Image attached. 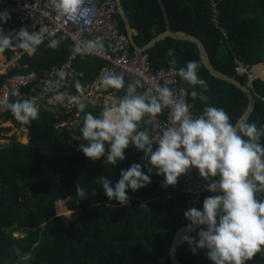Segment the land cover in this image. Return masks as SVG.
Listing matches in <instances>:
<instances>
[{
	"label": "trees",
	"instance_id": "16d2710c",
	"mask_svg": "<svg viewBox=\"0 0 264 264\" xmlns=\"http://www.w3.org/2000/svg\"><path fill=\"white\" fill-rule=\"evenodd\" d=\"M161 1L170 29L202 42L214 70L244 84L245 78L234 74V59L248 65L262 62L264 66V0H213L226 37L209 23V0ZM120 2L135 32L133 40L137 47L142 48L164 31L156 0ZM116 19L118 30L124 33L118 15ZM54 40L58 41L55 48L47 42L36 49L34 62L25 59L28 70H47L65 60L67 44ZM169 49L177 55L178 70L187 61L197 62V75L207 84L204 90L178 78L186 89L187 102L194 104L196 116L202 113L205 103L189 95L194 87L207 97V105L222 108L235 124L247 106L246 97L230 84L210 77L193 44L168 38L157 42L146 51L151 69L166 67L165 55ZM73 64L87 76L90 72L94 76L101 66L97 60L92 64L87 61ZM84 79L87 80L85 76ZM128 84L124 80V88L116 90L119 97L125 94ZM253 90L264 96V81H254ZM33 92H38L37 86L12 93L7 111L0 115L5 121L28 130L27 144H20L14 138L0 139V264H170L168 249L172 236L178 228L187 225L183 213L191 208L180 186V177L174 187H164L163 176H156L153 170L149 185L127 193V205L109 201L100 185L94 183L96 179L106 177L114 185L121 169L133 163H140L143 171L146 163L143 153L129 145L124 152L126 159L118 161L116 166L102 160L89 161L78 150V145L85 142L75 138L84 115L78 109L76 129L55 128L54 117L40 107H37V119L28 124L14 118L8 105L21 101L19 94ZM101 111L100 106L85 105V112L94 116ZM246 123H255L258 129L264 126L263 103L255 100ZM139 128H147L150 134L148 122L142 120ZM259 142L264 144V136ZM76 187L83 188L86 195L76 196ZM210 195L204 194L196 208L202 209L203 200ZM262 197L263 192L257 194V199ZM63 201L69 216L56 214L55 203ZM198 231L191 236L196 238ZM175 256L181 264H212L205 250L193 255L186 243L177 247ZM246 264H264V259L257 254Z\"/></svg>",
	"mask_w": 264,
	"mask_h": 264
},
{
	"label": "clouds",
	"instance_id": "9594fccd",
	"mask_svg": "<svg viewBox=\"0 0 264 264\" xmlns=\"http://www.w3.org/2000/svg\"><path fill=\"white\" fill-rule=\"evenodd\" d=\"M52 3L59 16H84L88 11L82 7L83 0H52ZM10 18L6 11L0 12V25ZM44 31L41 28L40 32ZM41 40L40 34H30L24 28L7 35L0 28V52L6 49L33 52ZM57 43L51 40L48 46L55 48ZM197 71V62L187 61L178 70V76L191 86L207 90ZM137 84L129 83L119 102L105 106L98 116L85 112L83 103L77 104L84 115L75 138L85 142L78 145V150L89 161L102 160L116 166L126 159L124 152L129 145L142 152L146 161L143 171L140 163L121 169L114 185L106 177H98L94 183L100 185L109 201L124 206L129 202L128 192L151 183L153 170L156 176H163L164 187H174L180 176L194 168L208 181L206 190L212 195L203 200L202 209L189 208L183 213L188 222L186 231L193 228L199 231L196 238L184 235L182 241L193 255L205 250L212 264H246L257 254L264 259V199H257V194L264 192V144L259 142L264 136V126L258 129L255 123H231L228 114L222 108L207 105V97L195 87L189 95L193 99L199 97L205 106L194 117L189 105L175 99L169 87L159 88L154 95L151 89L138 94ZM76 87L80 89L78 83ZM101 87L120 90L124 88V78L109 72L101 77ZM56 99L61 100L62 94H57ZM165 106H171V126L154 140L147 128H139V122L145 116H156ZM8 108L24 124L38 117V109L31 100L14 101ZM75 195L84 197L86 193L76 187Z\"/></svg>",
	"mask_w": 264,
	"mask_h": 264
},
{
	"label": "built area",
	"instance_id": "2783aa9c",
	"mask_svg": "<svg viewBox=\"0 0 264 264\" xmlns=\"http://www.w3.org/2000/svg\"><path fill=\"white\" fill-rule=\"evenodd\" d=\"M210 5L213 9L211 21L217 27L214 4L210 2ZM82 7L88 10L84 16L69 17L59 16L52 0H4L0 4V12L6 11L11 17L0 25L5 35L24 28L30 34L42 36L41 43L35 46L33 52L7 49L0 54V114L7 108L12 93L37 86V93L22 94V99L31 100L34 106L55 108L61 116L62 125L74 127L78 117L77 104L104 108L119 102L115 90L101 87V77L111 72L122 75L128 83L138 82L136 90L141 94L151 89L154 95L159 88L169 87L173 90L174 98L188 104L190 114L196 116L192 105L187 103L186 89L179 83L177 62L172 53H168L164 69H151L148 54L129 50L127 36L118 30L114 0H83ZM41 28L46 31L41 33ZM54 39L67 44L65 60L47 70H27L24 58L31 57L38 47ZM87 42H90V46H86ZM78 58L101 62L90 81H85L83 74L73 67L72 62ZM234 64V72L245 78L246 87L252 91V84L257 78L256 69L237 61ZM77 83L80 85L79 90ZM57 94H62L59 101L56 99ZM254 99L264 104V96L257 94ZM170 110L171 106H165L160 115L145 116L143 119L150 124V137L154 140L164 128L171 126ZM3 123L0 117V139ZM207 184L208 181L201 178L194 168L180 176V186L188 196L189 207L196 208L202 196L210 193L206 190Z\"/></svg>",
	"mask_w": 264,
	"mask_h": 264
},
{
	"label": "water",
	"instance_id": "95a60500",
	"mask_svg": "<svg viewBox=\"0 0 264 264\" xmlns=\"http://www.w3.org/2000/svg\"><path fill=\"white\" fill-rule=\"evenodd\" d=\"M114 2L116 5V11L118 13V16H119V18H120V20L124 26L125 34L128 37L129 44L135 51H137V52L147 51L151 47H153L155 45V43L159 42L160 40H163L164 38H170V39L175 40V41H186V42H190L193 45H195L197 52H198L200 62L202 64L203 68L207 71L208 75L214 79H217L219 81H223L227 84H230L231 86H233L234 88L239 90L246 97L247 106H246L244 112L242 113L241 117L239 118V120L236 122V124L241 123V122H246V120L249 118V116H250V114L254 108V98H253L252 94L250 93V91L247 89V87H245L244 84H241L239 81L235 80L233 77L226 76V75H223V74L215 71L212 68V66L210 65L209 58H208L207 52L205 51L204 46L196 37H194L190 34L183 33V32H173L170 30V27L168 24L167 14H166L165 8H164L161 0H156V2L159 6V9H160L162 17H163L164 31L162 33H160L158 36H156L155 38H153L152 40H150L143 48L136 47V45L133 42L132 34H134V31L130 28L129 22H128V20L125 16V13L123 11V8L121 6L120 0H114ZM46 112H50L52 115H55V113H57V110L55 108H47ZM198 229L199 228H193L189 232V231H186V225H184V226H182L176 230V232L172 236L170 246L168 249V259H169L170 264H181L180 262H178V260L176 259V256H175V251H176L177 247L184 244L181 237L184 235L191 236Z\"/></svg>",
	"mask_w": 264,
	"mask_h": 264
},
{
	"label": "crops",
	"instance_id": "0c3cea01",
	"mask_svg": "<svg viewBox=\"0 0 264 264\" xmlns=\"http://www.w3.org/2000/svg\"><path fill=\"white\" fill-rule=\"evenodd\" d=\"M210 2H212L213 4H214V9H215V14H217V21H218V26L217 27H215V26H213V24H212V21H211V16H212V13H213V9L211 8V5H210ZM209 10H210V18H209V23H210V25L214 28V29H216V30H218L222 35H223V37H226V33H225V31H224V29L220 26V24H219V15H220V13H219V11H218V9H217V3L216 2H213V0H210L209 1ZM117 15H118V13H116V17H117ZM119 17V16H118ZM164 22V21H163ZM169 24V23H168ZM124 27V26H123ZM131 28V27H130ZM171 30V29H170ZM222 30V31H221ZM172 31V30H171ZM174 32V31H173ZM184 33V32H183ZM123 34H125V31H124V33ZM126 35V34H125ZM134 35H135V32H134V34H132V38H134ZM159 35V34H158ZM157 35V36H158ZM127 36V35H126ZM156 37V36H155ZM154 37V38H155ZM128 38V37H127ZM164 39H166V38H164ZM168 39H170V38H168ZM172 40V39H171ZM161 41V40H160ZM175 41V40H174ZM128 42H129V40H128ZM133 42H134V40H133ZM182 42H186V41H182ZM188 43H190V42H188ZM202 43V42H201ZM135 44V43H134ZM156 44V43H155ZM190 44H192V43H190ZM203 45V44H202ZM195 46V45H194ZM204 46V45H203ZM137 47V46H136ZM144 47V46H143ZM142 47V48H143ZM196 47V46H195ZM139 48V47H138ZM152 48V47H151ZM134 50L131 46H130V44H129V50ZM7 51V50H6ZM6 51H4V52H0V54H3V53H5ZM196 51H197V49H196ZM146 52V51H145ZM168 53H172L174 56H175V58H176V62H177V55L175 54V52L173 51V50H171V49H169V50H167L166 51V62H167V59H168V57H167V55H168ZM33 55H34V53H33ZM33 55L31 56V57H25L24 58V60H23V63L24 64H26V68H27V70H28V66H29V64L27 63V62H25V59H31L32 60V58H33ZM79 62V61H87V62H89L90 64H92L93 62H94V60H90V59H84V58H78V59H75L73 62H72V65H74L73 63L74 62ZM234 61H237L238 63H241V64H244V63H242V62H240V61H238V60H236V59H234L233 60V71H234V68H235V64H234ZM31 62H34V60H32ZM211 65V64H210ZM245 65H248V64H245ZM249 66H251V67H254L255 69H256V73H257V78L255 79V81L256 80H259V81H264V66H263V63L262 62H260V63H258V64H255V65H249ZM76 69V68H75ZM77 70V69H76ZM78 72H80V73H82L83 74V76H85V78L87 79V78H90L91 76H92V73L90 72V75L89 76H87L86 75V73L84 72V71H82V70H77ZM216 71V70H215ZM218 72V71H217ZM220 73V72H219ZM234 74H235V76L237 77L238 75L234 72ZM95 75V74H94ZM224 75V74H223ZM227 76V75H226ZM238 77H241V76H238ZM92 78H93V76H92ZM92 78H90V79H87V80H91ZM234 79H235V77H233ZM85 80V79H84ZM87 80H85V81H87ZM236 80V79H235ZM238 81V80H237ZM244 85H245V87H246V84H245V82H244ZM248 89V88H247ZM249 90V89H248ZM116 91V90H115ZM250 91V90H249ZM250 93L252 94V96H253V98H254V96L255 95H257V93L253 90V84H252V91H250ZM259 95V94H258ZM18 98H19V100H23L22 99V94H19V96H18ZM118 98L120 99L121 97H119L118 96ZM187 103H189L190 105H192V111H193V113L195 114V112H194V104L192 103V102H187ZM254 103H255V99H254ZM8 104V103H7ZM36 107H40V108H42V111L43 112H46V109L47 108H49L48 106H46V105H40V106H38V105H36ZM102 110H103V108H102ZM7 111V108L5 109V111L3 112V113H1L0 115H2V114H5V112ZM50 113V112H49ZM51 114V113H50ZM52 115V114H51ZM196 115V114H195ZM53 117H54V119H55V124H54V127L55 128H58V127H67L68 129H76V126L79 124V119H78V117H77V121H76V125L74 126V127H68V126H63L62 125V122H61V116L58 114V113H55V115H52ZM2 119H3V117L2 116H0ZM241 117V116H240ZM4 120V119H3ZM239 120V119H238ZM236 124V123H235ZM58 125H60V126H58ZM62 125V126H61ZM3 129L1 130V132H2V137H1V139H3V138H14V137H6L5 136V132H8V131H10V132H12V135L13 134H15V132H14V130L13 129H17V131H19L20 133H21V137H23V140L25 141L26 139H28V130L26 129V128H24V127H22V126H16V125H14L11 121H5L4 120V123H3ZM15 140V139H14ZM2 141V140H1ZM3 142V141H2ZM19 143V142H18ZM21 144V143H20ZM187 205H188V203H187Z\"/></svg>",
	"mask_w": 264,
	"mask_h": 264
},
{
	"label": "rangeland",
	"instance_id": "374dc122",
	"mask_svg": "<svg viewBox=\"0 0 264 264\" xmlns=\"http://www.w3.org/2000/svg\"><path fill=\"white\" fill-rule=\"evenodd\" d=\"M15 134L12 135V132L8 131V132H5V136L6 137H14L15 141L21 143V144H27L28 143V139H26L25 141L23 140V137H21V133L19 131H17V129H13ZM65 202H57L55 203V211H56V214L57 215H65V216H69L70 215V212H68L66 210V207H65ZM14 237H18L17 234L14 235Z\"/></svg>",
	"mask_w": 264,
	"mask_h": 264
}]
</instances>
